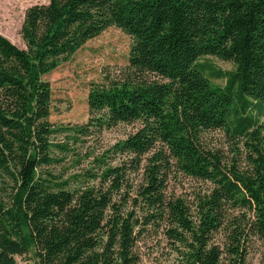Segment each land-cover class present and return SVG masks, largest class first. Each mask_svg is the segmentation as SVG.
Instances as JSON below:
<instances>
[{"label": "trees", "instance_id": "1", "mask_svg": "<svg viewBox=\"0 0 264 264\" xmlns=\"http://www.w3.org/2000/svg\"><path fill=\"white\" fill-rule=\"evenodd\" d=\"M110 26L131 38L127 64L91 83L86 123L54 126L44 77ZM19 34L24 48L0 34V264L31 248L36 264H135L147 233L190 264H247L264 246V0H48ZM205 56L234 65L223 85ZM120 123L137 126L78 146ZM216 130L227 148L205 143ZM68 153L88 161L54 169ZM177 172L206 187L175 195Z\"/></svg>", "mask_w": 264, "mask_h": 264}, {"label": "rangeland", "instance_id": "2", "mask_svg": "<svg viewBox=\"0 0 264 264\" xmlns=\"http://www.w3.org/2000/svg\"><path fill=\"white\" fill-rule=\"evenodd\" d=\"M47 2L48 0H0V34L18 47L24 48L19 34L24 13L34 4ZM130 44V36L115 26H110L87 40L69 59L61 62L44 77L51 88L48 119L54 126L65 128L87 122L90 114L86 98L91 83L101 82L106 71H117L125 66ZM199 61L204 66L205 75L212 83L218 85H223L226 79L222 72L234 69L230 61L214 56L201 57ZM260 121L264 123V116ZM136 126V123H120L102 130L94 138H89L85 144L78 143V146L81 145L80 148L83 150L90 147L94 152H98L123 139L135 130ZM69 135L71 131H63L53 135L52 139L63 142ZM203 138L209 146L227 148L226 136L222 131L205 132ZM69 141L71 143V140ZM55 152L57 153V150ZM87 161L88 158H83L79 166L72 165L73 159L68 153L62 164L55 165L54 169L58 171L67 169L68 174L75 170L79 171ZM206 184L200 179L177 172L169 179L168 190L177 196L192 199L194 193L201 192ZM179 247L181 249L178 243L167 242L160 233H147L136 243L135 252L138 260L135 264H190L179 252ZM15 259L17 264H36L32 248L24 255L16 256ZM246 261L247 264H264V246L258 240H253Z\"/></svg>", "mask_w": 264, "mask_h": 264}]
</instances>
